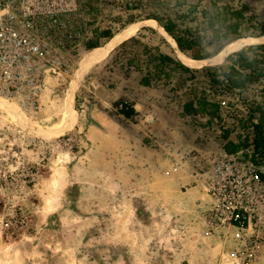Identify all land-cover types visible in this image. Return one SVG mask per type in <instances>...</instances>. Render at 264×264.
<instances>
[{"label":"rangeland","instance_id":"rangeland-1","mask_svg":"<svg viewBox=\"0 0 264 264\" xmlns=\"http://www.w3.org/2000/svg\"><path fill=\"white\" fill-rule=\"evenodd\" d=\"M145 1L133 6V0H80L77 31L89 38L146 20L159 0ZM162 1L161 7L171 11L176 0ZM223 1L245 4L248 14L264 22V0ZM144 34L151 35L150 44L158 42V35ZM97 40L101 46L108 42L102 35ZM216 48L209 45L203 54ZM141 49L133 42L128 52ZM87 51L68 74L47 76L35 112L15 107L13 100L5 103L36 122L35 129L60 122L65 89ZM110 63L84 74L74 95L76 122L60 134L29 132L0 109V264H231L235 230L229 237L222 230L211 232L203 219L209 168L223 150V129L182 113L184 89L136 90L149 102L148 112L156 119L151 126L128 121L111 102L108 115L101 99L118 100L117 94L102 93L117 79ZM258 89L247 90L244 101L257 99ZM232 118L225 116L221 125H232ZM134 135L148 138L150 150L143 152ZM243 136L229 131L228 138ZM145 164V171L133 172ZM175 167L178 171L171 172ZM258 246L253 264H264V238Z\"/></svg>","mask_w":264,"mask_h":264},{"label":"built area","instance_id":"built-area-1","mask_svg":"<svg viewBox=\"0 0 264 264\" xmlns=\"http://www.w3.org/2000/svg\"><path fill=\"white\" fill-rule=\"evenodd\" d=\"M79 11L80 0H0V95L18 98L30 112L39 109L47 76L68 74L85 50L88 37L77 31ZM254 86L260 89L255 84L242 93L208 92L225 116L238 118L260 98L258 89L257 99L244 101L243 95ZM155 121L153 114L145 112L146 125ZM219 154L209 168L206 190L210 207L204 221L209 231L222 230L227 237L235 230L231 264H253L264 238L262 165L252 159V147Z\"/></svg>","mask_w":264,"mask_h":264},{"label":"trees","instance_id":"trees-1","mask_svg":"<svg viewBox=\"0 0 264 264\" xmlns=\"http://www.w3.org/2000/svg\"><path fill=\"white\" fill-rule=\"evenodd\" d=\"M147 2L149 0L145 1ZM162 2L157 1L158 7L144 18L156 19L175 39L178 47L194 59L204 57L206 46L217 45L216 50L211 53L213 54L237 37L264 34V22H257L254 16L248 14L247 6L243 3L235 7L223 0H196L187 4H181L183 0H176L171 11H165L161 7ZM131 5H137L136 0H133ZM187 22L191 25H186ZM193 23L195 24L192 25ZM108 29L95 32L89 37L85 42V50L100 46L97 39L101 35L106 40L112 37L114 33ZM130 40L129 45L133 42L139 43L135 37ZM227 61L216 66L187 69L190 71V77L178 82V85H171L173 88L170 91L176 93L184 89L183 93H186L187 97L182 105L183 114L206 118L207 125L215 123L223 129L225 142L222 149L225 152L234 153L239 149L252 147L255 161L264 164V44L243 48L229 55ZM199 75L200 77H197ZM255 84L260 86V98L248 105L247 114L233 117L232 125L228 127L221 125L226 114L219 102L211 99L208 90L214 93H242ZM115 106L118 108L116 103ZM103 110H106L108 115L112 114L111 110ZM117 110L124 116L130 113L129 108L122 107ZM229 131L244 133V136L233 141L228 138ZM144 141L151 143L145 137ZM262 177L264 179V174Z\"/></svg>","mask_w":264,"mask_h":264},{"label":"crops","instance_id":"crops-1","mask_svg":"<svg viewBox=\"0 0 264 264\" xmlns=\"http://www.w3.org/2000/svg\"><path fill=\"white\" fill-rule=\"evenodd\" d=\"M144 19H148V18H144ZM149 19H153V18H149ZM154 20H156V19H154ZM134 21H136V20H134ZM134 21H130L128 24H130ZM194 24L195 23H193L192 25H194ZM145 27H147V26H145ZM162 28L164 29L163 26H162ZM144 32H150L152 35H155V34L158 35V42L156 44H150L146 40V38H150L151 35L148 36V34H144ZM165 32L167 34H169L167 31H165ZM263 35L264 34L247 35V36L237 37L235 39L242 38V37H248V36H263ZM133 37H135L136 41H138L140 44H142V49L140 52H128L129 46H126V45H129L128 43L131 42L130 39H132ZM235 39H233V40H235ZM233 40H231V41H233ZM174 41H175V39H174ZM231 41H229V42H231ZM229 42H227V43H229ZM123 43H126L125 46H122ZM175 43H176V41H175ZM227 43H225V44H227ZM260 44H264V42L258 43L255 45H260ZM176 45H177V43H176ZM253 45H248V46H253ZM248 46H245L244 48H246ZM206 47H208V46H206ZM177 48L183 54H186L187 57L194 59L190 56L189 53L182 51L178 47V45H177ZM240 50H235L234 52L229 53L225 57L223 62H228L227 61L228 56L232 55V54H234ZM216 53H213V54L210 53L211 55H208V54L204 55L203 54L204 57H202L200 59H194V60L206 59V58H209V57L215 55ZM161 58H163L164 61L161 60ZM109 61H111V63L113 62L112 64L110 63V70L109 71H110V73L113 74V77H117V79L112 78L111 81H108L106 83V87L103 88L102 93L104 95L106 93L110 94V95L113 94V96L117 94L118 100L113 98L114 100L110 101L109 99L107 100V99L103 98V95H101L103 99H101L102 102H100V106H101L100 108L108 109V105L110 104V102L113 105H115V103H116L118 108H122V107L129 108L130 113L127 116H124V114H121V113H120V115H122L124 118H126L130 122L131 121L134 122L133 120H140L141 123L147 127H148V125H146L142 121V118L145 115V112H148L149 111L148 109H150V107H148L149 102H146V100H143L140 97V95L137 93L136 90H141L142 88H145V89H150L152 91H156V92H160V93H161V91L165 92V93L167 92V94H168V93H170V90L173 88V87L171 88V85H173V86L178 85L179 84L178 82L190 77V73H189L190 71H187V69H189V70L201 69L203 67H210V66L219 65V64H216V65H204L201 67H191V66L185 64L177 56L176 52L170 46V44L168 43L166 38L153 27H148L147 29H143V27H140L139 30L134 35L128 37L127 39H125L121 43H119L108 54V56L100 63H104V62L107 63ZM197 77H200V75ZM101 85L102 84H100V86ZM109 90L112 92H110ZM123 102H125V104ZM120 103H123V105L120 106ZM183 103H184V101L181 103V111H182ZM149 137H151V136H149ZM133 138L136 141L140 142V145L142 146L141 150L143 152H147V150H150L151 145L144 141V136L143 137H136V135H134ZM231 140L236 141L234 139H231ZM244 149H246V148L239 149L238 151H244ZM154 150H156V149H154ZM145 167H146V164L142 165V169H136L133 172L145 171ZM170 170L168 171V173H170ZM176 171H178V168L175 167V168H173V171H171V172H176ZM166 173H167V171H166ZM208 199H209L208 200L209 203H208V206H205L206 209H209V207H210V197ZM203 219H204V217H203ZM207 232L208 231H206V233Z\"/></svg>","mask_w":264,"mask_h":264},{"label":"bare ground","instance_id":"bare-ground-1","mask_svg":"<svg viewBox=\"0 0 264 264\" xmlns=\"http://www.w3.org/2000/svg\"><path fill=\"white\" fill-rule=\"evenodd\" d=\"M146 25L155 28L160 34L165 36L170 46L174 49L177 56L182 60V62L191 67L221 64L229 53L234 52L235 50H240L248 45H255L264 42V35L238 38L225 44L215 55L206 59L194 60L187 57L186 54H183L177 48L174 39L165 32V30L156 20L146 19L135 21L116 32L104 45L88 50L80 59L77 72L75 73V76L72 78V80L67 84V87L65 89L60 122L44 126L41 129H35L38 128L36 126V122H32L26 118L20 117L22 116L19 111L20 109L15 108L17 106H21L24 109L18 98L0 95V109L4 110L14 123L23 126L27 131L35 134L51 136L60 134L64 130L72 128V126L76 122V114L74 110V95L76 90L80 86L81 81L83 80L82 78L84 74L88 72L93 66L104 60L108 56L110 51L113 50L119 43L134 35L140 27ZM9 100H13L17 103L15 107H13L14 110L8 107V104L5 103Z\"/></svg>","mask_w":264,"mask_h":264},{"label":"water","instance_id":"water-1","mask_svg":"<svg viewBox=\"0 0 264 264\" xmlns=\"http://www.w3.org/2000/svg\"><path fill=\"white\" fill-rule=\"evenodd\" d=\"M165 37V36H164ZM167 40V39H166ZM169 43V42H168Z\"/></svg>","mask_w":264,"mask_h":264}]
</instances>
